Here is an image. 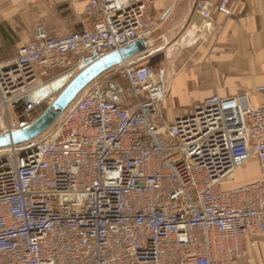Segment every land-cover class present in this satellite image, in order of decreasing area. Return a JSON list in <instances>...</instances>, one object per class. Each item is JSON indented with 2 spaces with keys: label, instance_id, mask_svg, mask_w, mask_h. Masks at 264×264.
I'll return each instance as SVG.
<instances>
[{
  "label": "built area",
  "instance_id": "built-area-1",
  "mask_svg": "<svg viewBox=\"0 0 264 264\" xmlns=\"http://www.w3.org/2000/svg\"><path fill=\"white\" fill-rule=\"evenodd\" d=\"M86 13L67 35L35 27L0 61V135L21 128L8 116L38 85L161 26L151 0H89ZM109 71L126 87L100 76L51 133L0 149V264H238L264 239V101L214 95L168 123L151 65Z\"/></svg>",
  "mask_w": 264,
  "mask_h": 264
},
{
  "label": "crops",
  "instance_id": "crops-1",
  "mask_svg": "<svg viewBox=\"0 0 264 264\" xmlns=\"http://www.w3.org/2000/svg\"><path fill=\"white\" fill-rule=\"evenodd\" d=\"M222 0H151L161 20L148 40L149 49L132 60L151 65L165 85L161 112L171 123L189 114L210 96H249L254 106L264 101V0H228L230 16L218 10ZM89 0H0V61L15 56L42 26L55 38L80 30L89 21ZM207 9L205 21L200 14ZM161 121V120H160ZM238 264H264V239Z\"/></svg>",
  "mask_w": 264,
  "mask_h": 264
},
{
  "label": "water",
  "instance_id": "water-1",
  "mask_svg": "<svg viewBox=\"0 0 264 264\" xmlns=\"http://www.w3.org/2000/svg\"><path fill=\"white\" fill-rule=\"evenodd\" d=\"M149 40H138L127 47L114 51L113 53L99 57L85 59L82 62L80 73L76 75L67 84L64 81H58L48 87L51 92L62 90L57 98L49 105L35 121L25 127L16 129L10 133L0 135V149L14 147L29 143L36 138L44 135L61 116L72 105L73 101L86 89L93 81L98 79L102 74L115 68V66L129 62L143 54L149 49ZM43 91L38 93L42 96Z\"/></svg>",
  "mask_w": 264,
  "mask_h": 264
},
{
  "label": "rangeland",
  "instance_id": "rangeland-1",
  "mask_svg": "<svg viewBox=\"0 0 264 264\" xmlns=\"http://www.w3.org/2000/svg\"><path fill=\"white\" fill-rule=\"evenodd\" d=\"M133 60V59H132ZM130 60V62H132ZM101 81L103 84H113L118 83L119 85L126 87V82L123 79V76L121 73L116 72H105L101 75ZM58 94H51L50 89L44 88L42 96L38 94L30 95L28 98H25L24 100H21L17 102L13 108L11 109L9 118L13 119V122L16 127H25L29 123L35 121L38 119V117L43 113V111L52 104L53 100L57 98ZM162 116L165 120L168 119V116L165 112H161ZM5 119V118H4ZM61 118L58 120L57 123H55L51 128L48 129V132L51 133L53 130H55L60 123ZM168 121V120H167ZM7 122V119H5V124ZM3 151H0V154H2ZM252 172L249 173L248 171H241L239 172V177L237 179V182L243 181L244 179H247L251 177Z\"/></svg>",
  "mask_w": 264,
  "mask_h": 264
},
{
  "label": "bare ground",
  "instance_id": "bare-ground-1",
  "mask_svg": "<svg viewBox=\"0 0 264 264\" xmlns=\"http://www.w3.org/2000/svg\"><path fill=\"white\" fill-rule=\"evenodd\" d=\"M64 83L67 84V80H66ZM45 85H46V84H44V83L41 84V85H38V87H36V90H35V91L38 92V90L43 89L42 87H44ZM42 91H43V90H42ZM42 91H40V92H42ZM61 91H62V90L59 89L57 92H51V94H52V95H53V94H59ZM37 92H36V94L40 93V92H38V93H37ZM33 95H34V94H33ZM54 100H55V99H54ZM54 100H53V101H54ZM14 130H16V129H14ZM14 130H13V131H14ZM47 131H48V130H47ZM47 131H46V132H47ZM46 132H45V133H46Z\"/></svg>",
  "mask_w": 264,
  "mask_h": 264
}]
</instances>
